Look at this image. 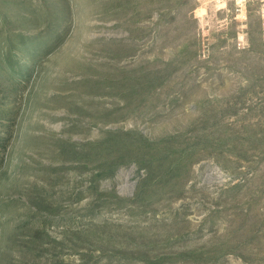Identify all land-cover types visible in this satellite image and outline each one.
<instances>
[{
  "label": "rangeland",
  "instance_id": "1",
  "mask_svg": "<svg viewBox=\"0 0 264 264\" xmlns=\"http://www.w3.org/2000/svg\"><path fill=\"white\" fill-rule=\"evenodd\" d=\"M0 264H264V0H0Z\"/></svg>",
  "mask_w": 264,
  "mask_h": 264
},
{
  "label": "trees",
  "instance_id": "2",
  "mask_svg": "<svg viewBox=\"0 0 264 264\" xmlns=\"http://www.w3.org/2000/svg\"><path fill=\"white\" fill-rule=\"evenodd\" d=\"M41 50H42V49H41ZM41 50H40V51H41Z\"/></svg>",
  "mask_w": 264,
  "mask_h": 264
}]
</instances>
